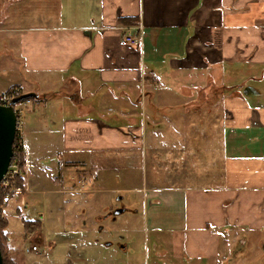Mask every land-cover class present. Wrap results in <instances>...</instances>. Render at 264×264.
<instances>
[{"label": "crops", "instance_id": "0c3cea01", "mask_svg": "<svg viewBox=\"0 0 264 264\" xmlns=\"http://www.w3.org/2000/svg\"><path fill=\"white\" fill-rule=\"evenodd\" d=\"M54 1L39 24L1 27L0 91L56 101V155L129 175L135 156L154 162L127 188L149 227L171 235L177 263L224 264L223 238L264 227V156H251L264 155V0Z\"/></svg>", "mask_w": 264, "mask_h": 264}, {"label": "rangeland", "instance_id": "374dc122", "mask_svg": "<svg viewBox=\"0 0 264 264\" xmlns=\"http://www.w3.org/2000/svg\"><path fill=\"white\" fill-rule=\"evenodd\" d=\"M45 9L56 11L55 1L0 0V29L39 24L44 19ZM210 87H220L219 81L217 85L206 86ZM258 87L262 89L264 81L258 82ZM260 99L264 100V96ZM33 104L36 102L31 99L20 106L24 114L22 130L17 134L29 136V155L21 159L24 162L21 183L26 191L14 197L10 204L0 205V216L9 223L0 231L8 258L17 264H149L158 250L163 255L161 258L164 257L159 264H187L171 258V235L149 227L141 194L127 190L143 186L146 170L149 174L155 173L156 164L150 161L148 169L149 160L146 166L143 155L135 156L129 175L125 172L129 168H125L122 161L108 171L99 166L92 169L95 162L88 163L86 155H56L57 138L51 137L47 130L53 127L52 120H59L62 113L53 105L40 104L34 109ZM202 108L196 104L191 109ZM261 146V143H251L252 154L262 153ZM251 156L258 160L264 155ZM70 161L85 162L86 166L67 164ZM216 165L218 173L223 172L221 164ZM150 180V184L155 185L159 179L153 174ZM119 210L123 211L116 214ZM24 219L40 221L41 226L34 232H26ZM159 237L167 238L156 241ZM222 242L224 251L226 249L224 264H264V227L238 231ZM33 246H37L39 252L28 253Z\"/></svg>", "mask_w": 264, "mask_h": 264}, {"label": "built area", "instance_id": "2783aa9c", "mask_svg": "<svg viewBox=\"0 0 264 264\" xmlns=\"http://www.w3.org/2000/svg\"><path fill=\"white\" fill-rule=\"evenodd\" d=\"M140 41L141 39L133 34H127L123 37V43L131 46L138 45ZM16 98V94L12 91H0V106L9 107ZM24 102L29 103L30 100ZM24 102L14 106V111L17 115V134H19L22 130V117L24 114V109L20 108V106L23 105ZM21 138L23 139L22 133ZM18 157L19 155H15L13 157L8 173L0 182V195H2V200L0 199L1 206L10 204L14 197L21 196L26 191L24 185L19 183L23 178V174L21 173L22 160L19 157L18 161ZM27 252L36 253L39 252V248L37 246H33L28 249Z\"/></svg>", "mask_w": 264, "mask_h": 264}, {"label": "water", "instance_id": "95a60500", "mask_svg": "<svg viewBox=\"0 0 264 264\" xmlns=\"http://www.w3.org/2000/svg\"><path fill=\"white\" fill-rule=\"evenodd\" d=\"M34 97H36V95H21L14 99L11 106H0V182L8 173L11 161L14 157L13 144L17 134V115L14 111V106L21 102L31 100ZM122 211L123 210H119L116 214ZM0 264H3L1 246Z\"/></svg>", "mask_w": 264, "mask_h": 264}, {"label": "trees", "instance_id": "16d2710c", "mask_svg": "<svg viewBox=\"0 0 264 264\" xmlns=\"http://www.w3.org/2000/svg\"><path fill=\"white\" fill-rule=\"evenodd\" d=\"M128 21H129V19H126V18H122L121 19L122 23H125V22H128ZM9 91L14 92L17 97L21 96L20 91L16 90L15 88H12ZM13 151H14V156L15 155H19V156H21V159L25 155L23 139L21 137H19L18 135H16V138H15V141H14V144H13ZM22 164L24 165V162L23 163L21 162V165ZM21 181L19 183H21ZM0 199L2 200V195H0ZM23 225H24V230L26 232H34L35 230L40 228L41 223H40V221H32V220L24 219L23 220ZM8 226H9L8 221H6L5 218L3 219L0 216V231H4ZM3 236L4 235H3V232H2V234L0 235V246H1L2 256H3V264H17V263L14 262V260L9 259L7 254L5 253V250H4L5 248H4V246L2 244V240H1Z\"/></svg>", "mask_w": 264, "mask_h": 264}, {"label": "flooded vegetation", "instance_id": "af4514ba", "mask_svg": "<svg viewBox=\"0 0 264 264\" xmlns=\"http://www.w3.org/2000/svg\"><path fill=\"white\" fill-rule=\"evenodd\" d=\"M118 247H120L121 249H125V246H123L122 244H118Z\"/></svg>", "mask_w": 264, "mask_h": 264}]
</instances>
